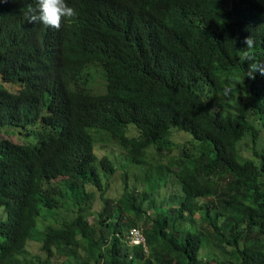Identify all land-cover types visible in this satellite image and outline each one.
Listing matches in <instances>:
<instances>
[{"label": "trees", "instance_id": "16d2710c", "mask_svg": "<svg viewBox=\"0 0 264 264\" xmlns=\"http://www.w3.org/2000/svg\"><path fill=\"white\" fill-rule=\"evenodd\" d=\"M66 3L56 30L28 21L37 0H0V133L24 140L0 138V264H264V75L240 60L249 36L264 60V0ZM110 144L136 169L179 154L115 195Z\"/></svg>", "mask_w": 264, "mask_h": 264}, {"label": "rangeland", "instance_id": "374dc122", "mask_svg": "<svg viewBox=\"0 0 264 264\" xmlns=\"http://www.w3.org/2000/svg\"><path fill=\"white\" fill-rule=\"evenodd\" d=\"M91 87L93 88L94 92H99V93H103L106 89V80L103 77L102 74L100 73H96L94 74V76L91 79ZM11 89H16V86L10 87ZM262 119V118H261ZM250 121V120H249ZM251 122V121H250ZM252 123V122H251ZM262 124L264 125V119H262ZM190 135H187V137H189ZM191 137V136H190ZM0 138H7L10 139L14 142H23L24 140L20 137L17 136L16 134H9L7 132H5V129H3L2 133H0ZM185 136L180 137L177 142L178 143H183L185 141ZM189 139L187 138V141ZM194 145H197L196 142H194ZM238 156L240 158V160H244L245 157L246 158H254L255 160H259L258 156H256V154L254 155L253 153V140H252V136L251 135H247L244 140L238 144ZM179 149L178 148H174L172 149L170 152H167V154H165V156L162 159H159L156 154H155V150H152L149 152L148 154V159H146V166L144 167V169L142 168H134L132 165H130V163L128 162V158L126 156V154H124L123 152H121V149L116 145V144H110L109 148L107 149H98L97 153L99 156V160H101L104 154L108 153H114L116 154V157L114 158V163L116 164L117 167V171L116 173L111 176L110 179V183H112L113 185V191H111L112 193H114L115 195H119L121 193L120 190L123 187V182L121 181L123 178L124 173H129L130 174V179L128 181V184L131 186H137V188L139 190H142L144 188V170H150L152 171L157 165H159L160 163L162 165H167L170 162V158H174L179 154ZM258 151L259 153H264V126H263V130H262V134H261V142L258 146ZM228 181H226L227 183ZM163 191V190H162ZM175 192V189L172 188L168 191V194H172ZM167 194V195H168ZM117 200V199H114ZM163 200V196L161 194V197L158 199V202H161ZM7 213V210L4 209L3 204L0 205V215L5 216ZM46 223H42L41 224V229H43L45 227ZM201 226L203 227V229L205 230L206 234L209 235L211 233V229H209L207 227L206 223H202ZM2 239V236L0 235V240ZM39 247L40 245L37 243H32L30 246H28L27 250H28V256H34V255H38L39 254ZM204 253H207V255L212 253V248L210 247V245H207L204 249Z\"/></svg>", "mask_w": 264, "mask_h": 264}, {"label": "clouds", "instance_id": "9594fccd", "mask_svg": "<svg viewBox=\"0 0 264 264\" xmlns=\"http://www.w3.org/2000/svg\"><path fill=\"white\" fill-rule=\"evenodd\" d=\"M7 2V0H5ZM38 8L29 9L30 15L28 16L29 22L42 23L43 25L59 30L61 28L62 20L70 19L77 15L76 10L70 7L66 0H37ZM244 43L247 45L246 49H243V54L240 56L242 63L248 62V71L246 76L254 78V73L259 71L261 75H264V60H258L255 55L251 54L250 50L254 46V41L251 36L246 37ZM137 227L131 228L125 236V243L129 247H141L145 254H149V249L146 244L132 245L130 244L129 235L131 230ZM140 229V228H138ZM141 230V229H140ZM142 231V230H141ZM143 233V232H142ZM145 237V236H144ZM131 258V257H130Z\"/></svg>", "mask_w": 264, "mask_h": 264}, {"label": "built area", "instance_id": "2783aa9c", "mask_svg": "<svg viewBox=\"0 0 264 264\" xmlns=\"http://www.w3.org/2000/svg\"><path fill=\"white\" fill-rule=\"evenodd\" d=\"M129 239H130V244L143 245L145 247V237L140 229L135 228L131 230Z\"/></svg>", "mask_w": 264, "mask_h": 264}]
</instances>
